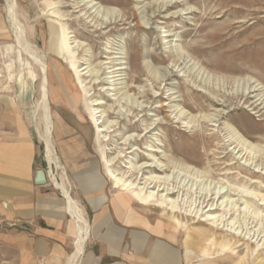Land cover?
Instances as JSON below:
<instances>
[{"label": "rangeland", "instance_id": "374dc122", "mask_svg": "<svg viewBox=\"0 0 264 264\" xmlns=\"http://www.w3.org/2000/svg\"><path fill=\"white\" fill-rule=\"evenodd\" d=\"M44 1L16 0L18 44L7 4L0 0V140L20 133L19 124L28 132L34 145L32 171L42 168L46 173L43 190L62 196L50 179L55 175L75 201L74 215L66 211L73 239L80 216L90 231L84 249L95 252L94 242L106 233L125 240L139 233L154 238L156 233L176 252L178 264H264V0H178L162 12L159 5L165 0H95L114 9L106 18H85L84 10L71 18H52V9L46 13L51 6L44 7ZM46 1L60 6L72 0ZM175 11L182 14L173 15ZM78 15L84 18H73ZM53 22L69 33L72 59L60 47L52 48ZM22 46L40 58L45 71ZM249 77L261 88L248 101L210 105L205 100L209 96L221 101L219 94L230 92L234 81ZM43 78L58 169L46 160L39 136L44 130L39 110ZM162 103L165 110L158 106ZM92 112L102 131L94 128ZM232 130L252 144L248 150L256 151L255 159L236 154L238 149L228 140ZM106 159L115 173L134 172L138 178L173 172L167 184L174 192L163 197L168 208L142 205L115 187ZM146 163L169 167L151 171L153 167L141 166ZM149 187L147 191L159 189ZM222 188L231 193L222 204L227 202L230 210L224 214L216 207L221 198L217 201L214 194ZM165 193L159 190L158 195ZM169 199L176 201L174 213ZM113 200L124 216L114 210ZM211 203L216 209L206 212ZM209 213H222V221L208 220ZM2 214L0 264H16V252L3 244L2 234H27L29 225L1 221ZM103 217L107 224L97 231ZM122 217L153 233L124 225ZM228 242L231 245L224 247Z\"/></svg>", "mask_w": 264, "mask_h": 264}, {"label": "crops", "instance_id": "0c3cea01", "mask_svg": "<svg viewBox=\"0 0 264 264\" xmlns=\"http://www.w3.org/2000/svg\"><path fill=\"white\" fill-rule=\"evenodd\" d=\"M18 127L20 133L17 132L16 136L9 135L0 140V211L3 213L1 221L26 222L29 228L27 234L3 233L1 239L3 244H9L15 250L13 262L16 264H64L70 255L67 250L72 247L76 238L73 239L74 227L67 219L66 198L63 194L62 197L53 191L43 190L46 184L34 183L37 170L32 171L31 168L34 145L23 126L19 124ZM97 199L98 202L102 201L101 196ZM114 200H119V196ZM114 200V210L124 216L119 213ZM125 201L128 207L130 201ZM123 206L122 210L125 207ZM103 219L104 221L96 227L97 231L107 224L106 218ZM122 223L126 226L135 225L153 233L141 223L126 222L125 217H122ZM140 234L130 240L121 237L109 238L107 235L99 237L94 242L98 248L97 252L84 249L78 264H178L176 252L169 244L160 240L156 233V237L149 239L141 238ZM90 246L88 244L87 247ZM127 248H130L131 252L128 253Z\"/></svg>", "mask_w": 264, "mask_h": 264}, {"label": "bare ground", "instance_id": "6f19581e", "mask_svg": "<svg viewBox=\"0 0 264 264\" xmlns=\"http://www.w3.org/2000/svg\"><path fill=\"white\" fill-rule=\"evenodd\" d=\"M5 2L7 4L8 21L11 24V26L13 27V31L15 30V32H16L15 21H17V19H15V11H14V9L16 8V7H14L16 5V0H5ZM177 2H179V1L178 0H175L174 2H172L171 0H165L163 2L161 1L158 11L162 12L166 7L168 8L169 6L176 4ZM44 4H45L44 7L51 6L50 8H48V9L45 8V9H46V13L52 9L51 11H49L50 14L48 15L52 18H58V17H60V18H64V17L71 18V16L73 15L74 12H81L82 10L86 11L83 14L84 16L86 14H88L87 17H85V18H88L89 16L94 17L95 15H97V16L101 15V17L106 18L107 15L114 12V9L112 7L102 6V5L98 4V2H96L95 0H72L71 3L65 2V3H62L60 6L55 5V3L51 2V1L47 2L45 0ZM65 7H70L73 10H71V12L69 11L66 13H65V11H63V12L58 11L60 8H65ZM93 13H95V14H93ZM173 13H174L173 15L176 14V16H178L179 14H182L178 11H175ZM55 16H58V17H55ZM84 16L79 17V15H78L77 17H73V18H82V17L84 18ZM58 20H60V19H58ZM58 24L59 23H55V22H53V24H51V34H52L51 38L53 39L52 48H54L55 46L60 47L63 51H66L67 54L69 56H71V59H72L73 53H74L73 52L74 47L72 48V46L69 42L70 37L67 36L68 32H66V30ZM58 26H60L61 29ZM18 30H19V28H18ZM14 36L16 37V41L19 44L20 43V40H19L20 34H18L16 32ZM24 45H26L25 42H24ZM22 49L24 51L28 50L26 46L24 48L22 46ZM27 52H29V55H31V58H33L34 61L37 62L41 66V69L44 70L45 66L42 63V61L39 62L40 58L37 59L36 56L34 55V53L30 50ZM70 66L75 69V65H74L73 60H70ZM83 69H86V67ZM90 71L94 72V70H90ZM76 72H79V71L76 70ZM233 83L235 85H234V88H231L230 92H227V93L224 92L223 94H219V96L222 98V100H221L222 103L220 100L214 99V98L209 97V96H208L209 98L206 97L205 100H207L210 105L230 103L234 100H236L237 104H239L242 101V99H244V102H246V101H248L249 98L255 96L252 94V92L260 90V88H261L258 86V84L255 83V80H253L252 77H249V78L242 80V81H240V80H238L237 82L234 81ZM41 84H42L43 88H42V100L40 102V108L41 109H39V110H42V124H43L44 130L40 133L39 136L42 139L43 144L45 145L46 160L50 164L54 163L55 167L58 169V165H57V162L55 160L56 157L54 158V156H53V147H52V143H51L53 119H52V116H51V113L49 110V99L50 98H49V94H48L49 90L47 89V86H46L47 84H46L45 78H43ZM169 98L172 99V101L174 99V97L171 98V96H169ZM254 102H258V101L255 99L254 101H252V104ZM94 104H98V103H94ZM165 104L166 103H162V104H159L158 106L162 110H165L166 109ZM209 104H208V106H209ZM96 109H98V108L97 107L94 108V110H96ZM94 110H92V111H94ZM218 115H220V113H217V115H214L213 117H218ZM210 117H209V119H210L209 121L215 120V119L210 118ZM91 118H92L93 125H94V128L96 129V131H102L104 127L102 128L101 126H99L100 121H98V118L96 117V115L93 112L91 114ZM199 119H200V117H199ZM205 123H207V122H205ZM228 140L231 141L230 144H232V146H233V144H235L233 149H238L236 151V154L239 153V156H241V158H244V156L246 155L247 159H250V160L255 159L256 155L254 156V153L256 151L253 150L254 152H252V150L251 151L248 150V149H252V144L249 143L248 141H246L236 130H232L231 136L229 137ZM156 151L162 152L161 150L160 151L156 150ZM101 155H102V153H101ZM106 160H108V159H106ZM111 165H112L111 160H108L106 163V168H107L106 170H107V173H108L110 179L114 183L115 187L120 186L122 190H124L126 193H129L137 202H139L142 205H145V206L155 205V206H159V207L165 208V209H166V207L168 208V206H166V204H165V200H163V197L167 198V195H166L167 193L174 192L173 190L175 188H173V185H172V187H170V186L168 187V185H170V184H167V182L170 180V178L174 175L173 172H172L171 176L165 175V177H163V176H160L157 174L156 175L152 174V175L143 176L141 174V176L138 178L137 175L133 176L134 172H131L129 175H127L126 173H121V174L118 172L115 173V171H113L112 169L109 168V167H111ZM141 166L147 167V168L153 167V168H151L152 169L151 171H153V170L154 171H165L169 167V165L162 166L161 164H157V166H155L151 163H146V164H143ZM141 166L138 167L139 171H141L140 170ZM131 175H132V177H131ZM50 176H51L50 179L54 181L55 186L58 189H60L62 194L65 196L66 201H67L68 212L71 214V216H73L74 215L73 203L75 201L73 202L69 196L71 192L68 195V191L60 183L57 182V178L55 177V175H50ZM65 180H68V179H65ZM135 180H138V181H135ZM140 180L142 181L143 185H141V186L136 185V182L140 184ZM162 183H164V184L162 185ZM149 185H151L152 188H159V189H157V191H154V190H148L147 191V188H150ZM65 186H67V185L65 184ZM68 186H70V184ZM161 186H162V189H160ZM159 190H164V192H166V193L158 195ZM170 190H172V191H170ZM214 194H215L216 198H218L217 201L220 200V198H221L220 205H218L216 207H218L222 211L223 214H224V212H229L230 210L228 208L229 206H228L227 202L225 205H223V207H222V204L225 201H228L227 198L230 199L231 193L228 192V190L223 191V188H222L220 190H217ZM244 196L247 198L250 197V196L248 197L247 195H239V199L241 197H244ZM230 203L233 204V202H230ZM168 204H169V209L171 210V213H174V206H176V201L169 199ZM79 206H81V205L79 204ZM216 207H214V204L211 203L206 212H209L210 210L216 209ZM77 209H79V208H77ZM222 213H221V215H215L213 213H209L207 215V219L208 220H214V221H215V219H217V220L222 221ZM173 217H174V215H173ZM174 220H175V218H174ZM75 222H76L75 223L76 224V238L73 242V249H72V252L70 253V255L68 256L66 264H78L79 257L83 253L85 242H86V240L89 236V232H90L89 229L87 228V226L86 227L82 226L84 224V221L82 220V218H80V216L78 218L76 217ZM177 223L179 224L178 221H177ZM213 242H214V244L219 243L216 240H214ZM230 245H231L230 242H228L227 244H224V247H228Z\"/></svg>", "mask_w": 264, "mask_h": 264}, {"label": "water", "instance_id": "95a60500", "mask_svg": "<svg viewBox=\"0 0 264 264\" xmlns=\"http://www.w3.org/2000/svg\"><path fill=\"white\" fill-rule=\"evenodd\" d=\"M34 183L36 185H45V184H47V177H46V173H45L44 169L39 168V169H37L35 171Z\"/></svg>", "mask_w": 264, "mask_h": 264}]
</instances>
